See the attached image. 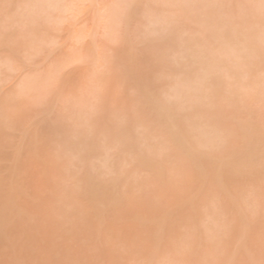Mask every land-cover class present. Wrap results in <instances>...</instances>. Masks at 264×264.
Wrapping results in <instances>:
<instances>
[{
  "label": "bare ground",
  "instance_id": "obj_1",
  "mask_svg": "<svg viewBox=\"0 0 264 264\" xmlns=\"http://www.w3.org/2000/svg\"><path fill=\"white\" fill-rule=\"evenodd\" d=\"M169 2L0 0V259L107 261L127 246L163 260L177 249L248 238L241 179L182 144L160 162L149 146L121 137L129 162L140 150L146 159L118 184L89 182L76 195L53 154L50 138L63 127L94 158L116 147V128L134 133L130 83L112 69L133 36L142 45L168 42L164 29L177 22ZM259 228L257 219L252 233Z\"/></svg>",
  "mask_w": 264,
  "mask_h": 264
},
{
  "label": "clouds",
  "instance_id": "obj_2",
  "mask_svg": "<svg viewBox=\"0 0 264 264\" xmlns=\"http://www.w3.org/2000/svg\"><path fill=\"white\" fill-rule=\"evenodd\" d=\"M165 7L177 21L164 29L168 42L142 45L133 36L126 58L112 69L130 83L134 133L116 128V147L105 146L98 158L70 126L50 138L64 167L65 188L76 195L89 182L118 184L132 164L146 159L140 150L129 162L126 144L147 145L163 162L179 143L241 179L239 200L251 217L250 234L234 245L209 241L207 248L177 249L163 260L151 250L117 246L116 259L53 264H264V0H170ZM141 107L147 116H141ZM54 125L59 126L55 120ZM257 219L259 232L252 233ZM0 264L48 262L0 259Z\"/></svg>",
  "mask_w": 264,
  "mask_h": 264
},
{
  "label": "snow or ice",
  "instance_id": "obj_3",
  "mask_svg": "<svg viewBox=\"0 0 264 264\" xmlns=\"http://www.w3.org/2000/svg\"><path fill=\"white\" fill-rule=\"evenodd\" d=\"M128 7H131V5H128Z\"/></svg>",
  "mask_w": 264,
  "mask_h": 264
}]
</instances>
